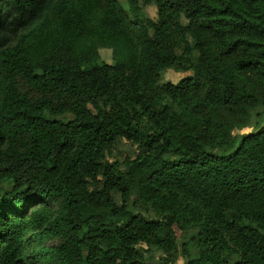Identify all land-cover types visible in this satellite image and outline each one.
Returning <instances> with one entry per match:
<instances>
[{"label": "trees", "instance_id": "obj_1", "mask_svg": "<svg viewBox=\"0 0 264 264\" xmlns=\"http://www.w3.org/2000/svg\"><path fill=\"white\" fill-rule=\"evenodd\" d=\"M126 2L0 0V264H264V0Z\"/></svg>", "mask_w": 264, "mask_h": 264}, {"label": "rangeland", "instance_id": "obj_2", "mask_svg": "<svg viewBox=\"0 0 264 264\" xmlns=\"http://www.w3.org/2000/svg\"><path fill=\"white\" fill-rule=\"evenodd\" d=\"M122 4L125 6V8H129V4L126 2V0H121ZM144 13L151 17L156 16V7L149 3L147 4L146 7L143 8L142 10ZM139 16H141L140 13H138ZM101 58L105 61L110 62L112 60V50L110 47H99L98 49ZM192 71L191 70H186V71H181V70H176L174 68H165L161 71V81L165 80H171L173 82H176L179 78L190 74ZM57 118H63L67 119L72 117L71 113H65V114H58L56 116ZM264 124V107L258 106L255 109L251 111V115L249 118V121L247 125L241 128H237L235 130V134L237 137V141L246 133L253 131L260 127L261 125ZM235 147V146H234ZM233 147V148H234ZM231 148V150L233 149ZM219 152H222L223 150H218ZM229 150L225 151L228 152ZM137 152V147L134 143L131 141H128L126 139H119L115 146L112 148L111 152L108 154L109 160H122L125 157H134ZM114 196L118 202H120V194L118 192H114ZM134 197V194L131 195V198ZM189 233H183L182 231H178V242L179 244L188 237ZM148 255L152 259H158V257L161 255V252L158 250H152ZM185 262V256L181 252L175 262V264H183Z\"/></svg>", "mask_w": 264, "mask_h": 264}]
</instances>
